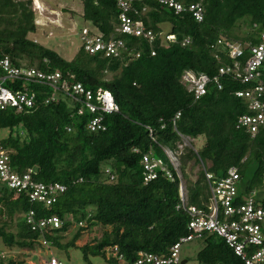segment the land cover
<instances>
[{
	"label": "trees",
	"instance_id": "16d2710c",
	"mask_svg": "<svg viewBox=\"0 0 264 264\" xmlns=\"http://www.w3.org/2000/svg\"><path fill=\"white\" fill-rule=\"evenodd\" d=\"M180 1L185 5L200 2L203 21H196L189 12L177 14L153 0L135 3L130 16L154 33L150 42L117 31L120 10L114 0H83V16L91 21L90 28L106 39H123L125 49L119 57L108 58L80 47L72 60H66L29 38L38 28L33 0H0V59L9 57L17 67L58 70L65 79L87 89L111 91L120 106L119 113L106 115L107 130L92 132L87 127L91 114H79L78 104L70 98L45 103L52 93L50 86L23 79L5 81L14 91L28 88L36 93L32 108L0 110V128L9 130L0 142L10 149L13 166L20 172L34 168L37 181L67 186L49 207L32 204L23 194L14 198L13 192L0 186V239L7 248L26 250L40 244L39 233L25 220V213L35 209L40 217L57 215L63 221L53 234H46L52 244L81 249L87 262L99 256L107 264H127L141 251L169 254L189 234L190 216L180 206V179L163 147L177 152L183 138L205 137L201 148L191 142L179 156L181 173L187 179L188 205L208 209L211 193L203 163L210 164L208 170L215 178L237 166L242 178L240 195L255 191L256 201L264 207V125L255 136L246 128H236L239 117L251 112L236 92L258 81L244 84L224 75L222 89L211 84L198 100L180 81L187 70L214 77L222 66L234 64L218 39L259 43L264 33V0ZM169 34L176 40H167ZM185 38L190 43L183 44ZM247 56L248 52L241 61ZM260 71L264 83V64ZM4 74L0 67V76ZM178 113L175 127L173 119ZM145 153L164 158L175 179L159 172L156 179L145 183ZM191 161L202 167L194 182L186 172ZM4 217L15 223V231ZM72 228L73 237L63 243ZM96 229L101 234L91 238ZM202 239L199 264H245L216 234H203ZM115 246L123 259L108 256ZM5 259L0 264H15Z\"/></svg>",
	"mask_w": 264,
	"mask_h": 264
},
{
	"label": "built area",
	"instance_id": "2783aa9c",
	"mask_svg": "<svg viewBox=\"0 0 264 264\" xmlns=\"http://www.w3.org/2000/svg\"><path fill=\"white\" fill-rule=\"evenodd\" d=\"M42 0H33V9L40 12L39 4ZM120 10L118 15L117 31L125 35L144 37L150 42L154 40V33L147 29L145 25L130 16L134 10L135 3L143 0H114ZM163 6H167L180 14L189 12L194 19L202 22L204 19V9L200 2L185 5L180 0H153ZM44 4V2H42ZM167 40L175 41L173 34L166 36ZM81 47L89 54L102 53L105 57H119L125 49L123 39L111 37L106 39L101 33L93 31L90 27H83L80 32ZM190 38H185L183 44L190 43ZM218 44L225 47L228 55L235 60L233 65L222 66L219 73L211 77L205 73H197L187 70L182 74V85L192 93L196 100L201 99L208 92L211 84L223 88L221 77L232 75L241 83L248 84L258 81V84L239 90L237 97L245 99L250 113L239 117L236 128L248 129L252 136H255L260 127L264 125V83L261 80L260 68L264 64V33L259 43H239L230 40L218 39ZM248 52L244 61L243 58ZM152 54H155L153 51ZM0 67L5 74L0 76V110L13 108L17 112L32 108L36 102V93L29 90L14 91L5 85L7 79H23L29 82L41 83L51 87L52 93L45 103L58 102L62 98H70L78 104V113L89 112L91 114L88 122V129L92 132L107 130L106 115L119 113L120 106L116 102L114 95L109 90L99 89L93 91L87 89L82 83L73 79H65L63 74L56 70L45 72L35 66L17 67L12 64L9 57L0 59ZM107 74L108 70L105 71ZM180 117L178 113L173 119L176 127V120ZM70 129V128H69ZM151 131V130H150ZM152 134V131H151ZM186 138H183L185 140ZM183 146L179 144L177 152L168 147H163V151L171 164L173 170L180 179L181 205L190 216L188 224L189 234L182 237L170 249L169 254L151 253L141 251L136 260L126 262L127 264H180L182 261L180 252L183 243L203 237V234H216L231 247L235 254L244 261L245 264H264V207L256 201V192L248 195H240L241 174L237 166L230 167L224 176L215 178L210 172L209 166L202 163V167L209 184L211 193L208 209H200L194 205H188V198L185 192L183 176L179 168L178 159L183 153ZM192 146V145H191ZM138 151V149H135ZM10 149H7L0 142V186L7 192L14 193V198L25 195L32 204L49 207L55 204L60 195L67 190V186L60 182H40L34 178L35 169L29 168L20 172L13 166L10 156ZM168 162L162 157H156L152 153H145L142 157L143 179L145 183L151 182L163 172L171 180L175 179L173 170ZM179 206V207H180ZM26 223L32 230L40 235L39 241L42 246L53 245L46 237V234H53L55 229L63 225L62 219L57 216H38L35 209H30L25 213ZM113 255L118 259H123L119 254L118 247L108 250V256ZM6 254H0V260L5 259ZM48 264H64L56 257H51Z\"/></svg>",
	"mask_w": 264,
	"mask_h": 264
},
{
	"label": "rangeland",
	"instance_id": "374dc122",
	"mask_svg": "<svg viewBox=\"0 0 264 264\" xmlns=\"http://www.w3.org/2000/svg\"><path fill=\"white\" fill-rule=\"evenodd\" d=\"M39 2L42 5L40 6V12H35L38 28L36 32L29 34V38L57 51L66 60H72L81 47V29L83 27L93 26L91 21L86 20L83 16V0H42ZM108 77H111L110 73ZM8 133V129L0 128V140L6 138ZM191 142L196 149H199L204 145L205 137L201 136L194 140L186 138L183 145L191 146ZM178 164L180 168V159H178ZM201 169V165L196 164L194 161L189 162L186 168L188 178L194 182L198 178ZM183 182L185 187L187 179L184 177ZM3 219L7 221L9 228H13L15 231V223H10L8 217H4ZM73 229L65 233L62 239L63 243L71 240L73 237ZM100 234L101 230L96 229L91 235V238ZM203 246L204 241L202 237L183 243L180 255L182 261L186 260V262L182 263L181 261L180 264H199L197 254ZM1 253L6 254V259L3 260L4 262L13 259L15 264H48L53 256L64 264H107L105 259L99 256L91 257L90 262H87L83 258L81 249L69 247L65 244L62 246L50 245L49 248L41 244H36L31 249L23 250L17 247L12 249L7 248L0 239Z\"/></svg>",
	"mask_w": 264,
	"mask_h": 264
},
{
	"label": "water",
	"instance_id": "95a60500",
	"mask_svg": "<svg viewBox=\"0 0 264 264\" xmlns=\"http://www.w3.org/2000/svg\"><path fill=\"white\" fill-rule=\"evenodd\" d=\"M65 10V9H64ZM186 262V260H184V261H182V263H185Z\"/></svg>",
	"mask_w": 264,
	"mask_h": 264
}]
</instances>
